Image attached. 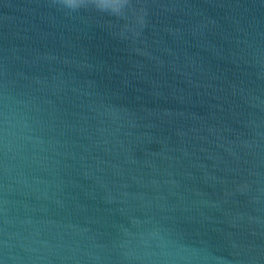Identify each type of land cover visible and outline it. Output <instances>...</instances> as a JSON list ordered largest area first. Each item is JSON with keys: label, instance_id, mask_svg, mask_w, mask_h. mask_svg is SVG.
<instances>
[{"label": "water", "instance_id": "obj_1", "mask_svg": "<svg viewBox=\"0 0 264 264\" xmlns=\"http://www.w3.org/2000/svg\"><path fill=\"white\" fill-rule=\"evenodd\" d=\"M0 264H264V0H0Z\"/></svg>", "mask_w": 264, "mask_h": 264}, {"label": "clouds", "instance_id": "obj_2", "mask_svg": "<svg viewBox=\"0 0 264 264\" xmlns=\"http://www.w3.org/2000/svg\"><path fill=\"white\" fill-rule=\"evenodd\" d=\"M69 4L74 5L75 4V0H68Z\"/></svg>", "mask_w": 264, "mask_h": 264}]
</instances>
